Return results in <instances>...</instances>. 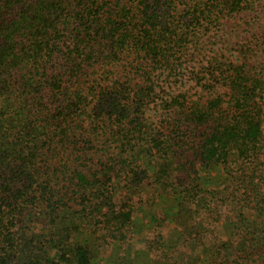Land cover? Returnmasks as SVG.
Returning <instances> with one entry per match:
<instances>
[{
	"label": "trees",
	"instance_id": "trees-1",
	"mask_svg": "<svg viewBox=\"0 0 264 264\" xmlns=\"http://www.w3.org/2000/svg\"><path fill=\"white\" fill-rule=\"evenodd\" d=\"M263 124L264 0H0V264H91L82 228L127 239L121 183L264 260Z\"/></svg>",
	"mask_w": 264,
	"mask_h": 264
},
{
	"label": "rangeland",
	"instance_id": "rangeland-1",
	"mask_svg": "<svg viewBox=\"0 0 264 264\" xmlns=\"http://www.w3.org/2000/svg\"><path fill=\"white\" fill-rule=\"evenodd\" d=\"M224 177L221 170L215 167L202 171L200 182L207 187L218 188ZM123 186V183L119 185L115 194L116 199L128 201L133 197L134 204V212L129 227L126 228L129 229V233L125 232L127 239L122 242L111 241L101 228H98L97 232L89 226L82 228L85 229L84 231L88 230L86 236L79 235L83 240L92 242L91 235L106 240L105 244H95L91 264H261V261L264 262L257 260L261 248L251 249L250 243L243 245L244 242L239 236L241 231H238L240 224L234 223L233 218L230 222L218 223L216 236L219 241H228L234 233L231 239L234 245L228 252H222L221 248L215 246L219 241H213L208 244L209 246L198 243L195 237L197 229L191 223L192 215L188 204L183 200L182 204L180 198L173 195V191L164 194L158 188L151 186L142 187L137 191L133 188L125 189ZM139 191L141 193L138 195ZM131 205L130 203L129 206ZM64 213L63 215L66 216ZM247 215L249 229L257 231L262 226L261 218L249 213ZM227 216L231 217V213ZM68 221H61L59 226L66 227L69 225ZM252 261L258 262L252 263Z\"/></svg>",
	"mask_w": 264,
	"mask_h": 264
}]
</instances>
